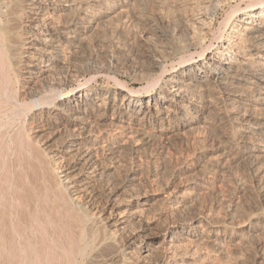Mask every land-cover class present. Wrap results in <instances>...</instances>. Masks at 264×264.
I'll use <instances>...</instances> for the list:
<instances>
[{
    "label": "bare ground",
    "instance_id": "1",
    "mask_svg": "<svg viewBox=\"0 0 264 264\" xmlns=\"http://www.w3.org/2000/svg\"><path fill=\"white\" fill-rule=\"evenodd\" d=\"M2 4L0 264H264V0Z\"/></svg>",
    "mask_w": 264,
    "mask_h": 264
},
{
    "label": "rangeland",
    "instance_id": "2",
    "mask_svg": "<svg viewBox=\"0 0 264 264\" xmlns=\"http://www.w3.org/2000/svg\"><path fill=\"white\" fill-rule=\"evenodd\" d=\"M2 1V2H1ZM6 0H0V11H3V9H4V5L2 4L3 2H5ZM2 7V8H1ZM242 7H244V6H242ZM229 9L228 8H225L224 9V11L222 12H220L219 14V16H218V19H217V23H216V29L217 28H219V26H220V23H221V21L223 20V18L225 17V15L227 14H229ZM223 13V14H222ZM226 15V16H227ZM221 16V17H220ZM121 59V58H120ZM176 59V58H175ZM175 59H173V60H175ZM120 62L122 63V60H120ZM122 70V69H121ZM117 71V73H116V77L117 78H119L120 80H123L124 82H126V83H128V85H131V86H133L134 88H138V87H140L141 86V84L140 83H138V82H135L134 80H133V78H132V73H131V71H130V69H125L124 70V68H123V71ZM130 71V72H129ZM119 72V73H118ZM102 78V79H101ZM101 78H99V80H98V85H100V86H102V85H104V82H105V84H106V82L107 81H109V83L112 85V81L111 80H107V79H105V78H103V77H101ZM132 80V81H131ZM134 81V82H133ZM135 85V86H134Z\"/></svg>",
    "mask_w": 264,
    "mask_h": 264
}]
</instances>
